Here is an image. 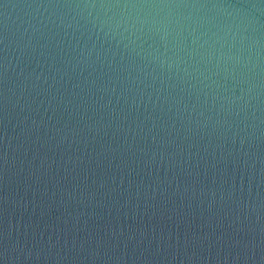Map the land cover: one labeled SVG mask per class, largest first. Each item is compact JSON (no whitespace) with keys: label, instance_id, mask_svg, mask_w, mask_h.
<instances>
[{"label":"water","instance_id":"water-1","mask_svg":"<svg viewBox=\"0 0 264 264\" xmlns=\"http://www.w3.org/2000/svg\"><path fill=\"white\" fill-rule=\"evenodd\" d=\"M0 264H264V0H0Z\"/></svg>","mask_w":264,"mask_h":264}]
</instances>
